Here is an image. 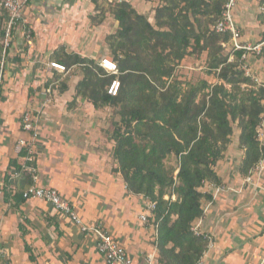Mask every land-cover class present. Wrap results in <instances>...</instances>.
I'll list each match as a JSON object with an SVG mask.
<instances>
[{
	"label": "crops",
	"instance_id": "crops-1",
	"mask_svg": "<svg viewBox=\"0 0 264 264\" xmlns=\"http://www.w3.org/2000/svg\"><path fill=\"white\" fill-rule=\"evenodd\" d=\"M116 1L130 2L144 16L149 7L157 6ZM261 5L264 0H237L235 18L243 42L264 40ZM84 13L87 20L95 13L90 0H32L27 19L34 32L33 46L28 47L21 27L13 31L0 96V243L9 264H106L96 238L83 233L68 216L41 200L14 199L28 188L24 181L15 182L13 165L25 163L18 142L29 139L21 129L28 110L40 120L39 152L33 163L41 183L69 200L85 225L107 227L134 264H148L147 256L155 249L154 220L144 224L139 219L147 199L129 192L122 175L115 172L118 162L111 135L117 110L96 109L76 96V87L84 78L79 66L66 72L50 66L61 64L51 59L59 48L97 64L107 57L109 48L101 26L71 22ZM250 67L264 80L262 58L252 57ZM239 133L216 167L221 184L237 192H227L212 204L204 202L206 213L195 222L201 223L199 231L213 242L205 264L264 263V168L255 172L254 185L244 184L240 167L245 151L239 147ZM260 141L264 144V139ZM4 188L10 192L9 201Z\"/></svg>",
	"mask_w": 264,
	"mask_h": 264
},
{
	"label": "trees",
	"instance_id": "trees-1",
	"mask_svg": "<svg viewBox=\"0 0 264 264\" xmlns=\"http://www.w3.org/2000/svg\"><path fill=\"white\" fill-rule=\"evenodd\" d=\"M90 1L102 18L110 12L119 23L117 32L105 39L119 76L108 74L92 59L68 55L64 48L57 49L51 59L66 70L82 69L77 97L96 109L117 110L119 119L113 120L111 135L118 162L115 172L122 175L129 192L156 203L153 222L158 230L159 264H197L209 239L196 234L193 225L204 216L203 201L212 200L201 189L206 183L221 185L216 167L228 152L235 126L240 132L239 147L245 151L241 175L248 176L264 159V144L258 136L264 88H256L246 77L244 52L223 47L231 35L215 29L227 0H146L157 4L153 23L130 2ZM7 20L6 13L0 14L1 40ZM2 49L1 45L0 56ZM204 54L209 72L217 75L219 83L179 80L176 73L181 62ZM260 58L264 62V48ZM116 78L120 88L113 97L108 88ZM20 153L25 157V151ZM173 158L177 168L170 166ZM13 165L18 173L15 182L31 186L32 177L23 172V165ZM4 189L9 201L10 192ZM24 191L14 199L26 200ZM173 192L176 200H166Z\"/></svg>",
	"mask_w": 264,
	"mask_h": 264
},
{
	"label": "built area",
	"instance_id": "built-area-1",
	"mask_svg": "<svg viewBox=\"0 0 264 264\" xmlns=\"http://www.w3.org/2000/svg\"><path fill=\"white\" fill-rule=\"evenodd\" d=\"M27 2L28 0H0V14L6 13L8 15L7 27L5 40L3 43L2 54L0 58V96L3 90L4 85V73L6 65V57L8 50L12 43L13 31L21 27L24 30V39L28 47H32L34 44V32L30 27V24L27 19ZM237 6V0H227L225 5L222 18L217 22L215 29L220 34H230L231 38L229 42L223 43V47L227 51H243V64L242 69L246 77L250 78L256 88H264V80L256 76L250 67V61L252 57L260 58L263 48L264 40L258 43H250L242 41L241 30L236 22L235 18V8ZM261 14H264V5H261L259 8ZM234 60V56L231 55L230 62ZM99 67L104 69L108 74L118 76L119 69L116 61L110 57H104L99 62ZM52 69H56L60 72H66L65 66L59 63H51ZM214 85V84H213ZM120 88V81L118 78L112 81L111 85L108 88L109 95L115 97L118 95ZM39 126L40 120L37 114L28 110L22 117L21 129L24 133L29 135V139H21L18 142L19 151H25V163L23 164V172L31 175L33 184L29 186L24 191V198L26 200H41L51 204L57 211L68 216L73 223L78 225L83 233L89 234L96 238L97 249L100 255L103 257L106 264H134L132 258H130L125 250V248L117 241L110 231L102 224L87 226L83 223L79 217L76 209L67 200L56 188L45 186L41 183V175L38 168L34 165H29L35 161V157L39 152ZM259 139L264 136V114L262 115V122L258 128ZM263 162H260L256 168L250 172L248 176L244 179V184H251L254 180L255 172L259 173L264 168ZM18 176L16 172L14 178ZM202 192H208L212 195V200L209 202L212 204L214 201L218 200L221 195L232 192L236 193L237 191L231 187H228L224 184H208L206 183L201 189ZM166 200H176V194L173 192L171 195H167ZM206 201H203V203ZM204 214L206 213L205 207L202 205ZM156 210V203L147 200L145 202V212L139 216V219L144 224L149 223L150 220H154ZM198 220H201L198 219ZM197 221V220H196ZM195 221V222H196ZM201 223H194L193 230L196 234H203L199 231ZM158 236V230L156 226V240ZM208 248L204 253L203 257L198 261L197 264H205V257L207 251L213 247L212 240L208 237ZM158 249L155 241V249L152 254L147 256L148 264H155L157 260ZM0 264H9L8 255L1 246L0 243ZM261 264H264L263 262Z\"/></svg>",
	"mask_w": 264,
	"mask_h": 264
},
{
	"label": "rangeland",
	"instance_id": "rangeland-1",
	"mask_svg": "<svg viewBox=\"0 0 264 264\" xmlns=\"http://www.w3.org/2000/svg\"><path fill=\"white\" fill-rule=\"evenodd\" d=\"M109 1H111V0H109ZM112 1L113 2H119V1H116V0H112ZM31 2H32V0H28L26 6L28 7L31 4ZM144 3H145V5L146 4L148 5L147 1L144 2V0H135V4H137V5L138 4L139 5L140 4H144ZM137 8H139V7H137ZM153 10H155L153 7H149L147 9V11H145L146 12L145 13L146 17L150 21L152 20L151 14H152ZM99 14H100L99 11H96V9H95L94 15H90L88 17V20L86 19V13H84L82 16H78L77 19L73 18L71 22H74L73 24H77V25H84V24L90 25L91 24L92 26H96L97 29L100 28L99 26H101V28L103 30V33H104V36H105V39H106V37L108 35L114 34V33L117 32V30L119 29V24L113 18V16L110 14V12H107L104 18H102ZM151 22H154V20H152ZM4 40H5V37L3 39V43H4ZM106 56H108V57H110L112 59L114 58L113 55L111 54L110 50H109V52H108V54ZM4 69L6 70V67ZM176 75L179 78V80H181L183 82L197 83V82H199L201 80H206V81H208L209 84L219 83V79H218L217 75L214 74V73H210L208 68H207V65H206V54H204L201 59H196V58H193V57L186 58L179 65V68L177 70ZM118 119H119V117L117 116V120ZM238 131L239 130L235 126V134L233 136V139L237 138ZM262 139H264V136L261 138V140ZM170 166H172L173 168H177L178 167V163H177L175 158L170 160ZM253 185H254V183H253Z\"/></svg>",
	"mask_w": 264,
	"mask_h": 264
}]
</instances>
